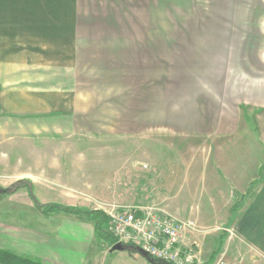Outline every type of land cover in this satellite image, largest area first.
I'll return each mask as SVG.
<instances>
[{"label":"rangeland","instance_id":"374dc122","mask_svg":"<svg viewBox=\"0 0 264 264\" xmlns=\"http://www.w3.org/2000/svg\"><path fill=\"white\" fill-rule=\"evenodd\" d=\"M148 1L112 2L120 16L128 15L129 26L167 31L166 50L135 61L145 67H135L133 75L122 68L121 76H101L96 64L102 63L93 60L81 69L85 83L7 85L17 91V102L34 110L12 106L0 113V188L20 181L30 188L32 178L56 192L76 188L82 203L108 215L136 209L143 216L193 221L195 228L183 243L196 249L201 263L253 264L255 257L264 264L248 247L237 253L236 223L221 224L228 223L227 210L236 197L232 187L229 197L223 194L217 176L220 142L233 135L251 139L246 127L257 137L262 134L257 141L263 142L264 156V103L239 101L244 96L236 92L239 84L256 83L251 78L264 83V17L258 19L264 0ZM149 14L151 19L145 17ZM126 21L119 18L112 26L126 27ZM113 64L105 61V72L110 74ZM38 97L65 107L71 103L73 112L50 116L34 108ZM234 99L240 109L231 103ZM237 113L244 117L239 132H222L219 127L229 116L237 119ZM209 189L213 196L204 193ZM211 201L216 202L212 211ZM221 235L230 239L232 257L221 249L210 262ZM102 244L104 251L112 250Z\"/></svg>","mask_w":264,"mask_h":264},{"label":"crops","instance_id":"0c3cea01","mask_svg":"<svg viewBox=\"0 0 264 264\" xmlns=\"http://www.w3.org/2000/svg\"><path fill=\"white\" fill-rule=\"evenodd\" d=\"M114 1L118 0H0V113L12 106H17L19 111L34 110L32 105L17 102L14 96L17 91L8 89L7 85L85 83L86 75L81 69L93 60L102 63L96 64L103 70L101 76H121L122 68L127 72L130 69L129 75H133L135 67H145L144 63L136 65L135 61L144 62L150 52L166 50V29L129 26L128 15L123 12V17L120 16L118 9L112 7ZM152 3L161 4V1H148L149 5ZM145 17L151 19L150 14ZM263 17L261 14L258 19ZM119 18L125 19L126 27L112 26ZM105 61L116 62L110 74L104 70L108 68ZM96 73L100 75L99 70ZM56 76L69 79H48ZM251 79L256 83L237 87L238 95L244 97L231 102L236 108L241 103L237 104V100L264 103V83L259 78ZM37 103L39 106L33 105L36 110L48 111L53 117L69 116L73 112L71 103L65 107L60 101H52L55 103L52 105L39 97ZM236 116L235 120L233 116L225 120L224 126L232 128L219 127L222 132H239L240 119L244 117L239 119V113ZM248 128L244 132H249L251 139L243 135L224 137L222 141L217 138L223 148L217 161L221 169L217 176L223 182L221 191L229 197L232 187L236 197L227 210L228 223L221 224H237L240 239L233 244L239 249L237 253L248 247V252L264 258V156L260 150L263 142L257 141L263 136L257 137ZM30 185L31 188H20L0 198V264H28L23 260L26 258L41 264H153L140 253L129 250L104 251L94 222L85 216L62 211L46 214L41 210L40 205L50 204L89 208L75 194L76 188L74 192L72 187L66 192H56L48 185L47 188L38 185L32 178ZM210 190L204 193L213 196ZM211 204V211L215 210L216 202ZM237 212L239 219L235 218ZM223 236L219 237V243ZM229 240L223 237L222 249L232 257ZM256 260L254 257L250 262L257 264Z\"/></svg>","mask_w":264,"mask_h":264},{"label":"built area","instance_id":"2783aa9c","mask_svg":"<svg viewBox=\"0 0 264 264\" xmlns=\"http://www.w3.org/2000/svg\"><path fill=\"white\" fill-rule=\"evenodd\" d=\"M110 231L123 244H134L151 257L170 264H204L192 246L184 245L188 232L195 228L193 221L170 215H141L136 209L109 214ZM210 264V263H206ZM212 264H226L218 259Z\"/></svg>","mask_w":264,"mask_h":264},{"label":"trees","instance_id":"16d2710c","mask_svg":"<svg viewBox=\"0 0 264 264\" xmlns=\"http://www.w3.org/2000/svg\"><path fill=\"white\" fill-rule=\"evenodd\" d=\"M23 187H28L23 181L18 182L17 184L12 185L11 187H1L0 188V198H2L4 195L11 193L14 190H18ZM31 188V187H30ZM40 208L43 212L46 214L52 213V212H66L71 214H77L85 216L88 220L94 222L95 225V231L98 236L103 242L107 243L111 248L118 243V239L114 236V234L109 229L110 224V216L100 210V209H89L85 207H71V206H65L60 204H50L46 206L40 205ZM220 240L218 249L213 252L212 257L210 259V262H213L214 258L219 255L222 249L223 245V237ZM129 246V251L134 253H139V247L134 244H125ZM15 256V255H13ZM151 263L153 264H170L166 261L153 258L151 256L146 257ZM28 264H41L40 262L31 260V259H23Z\"/></svg>","mask_w":264,"mask_h":264},{"label":"water","instance_id":"95a60500","mask_svg":"<svg viewBox=\"0 0 264 264\" xmlns=\"http://www.w3.org/2000/svg\"><path fill=\"white\" fill-rule=\"evenodd\" d=\"M129 249V246L128 245H125L121 242H118L116 245H114L112 247V251H115V250H128ZM139 253L145 257H148L150 256L148 253H146L144 250H142L141 248H139Z\"/></svg>","mask_w":264,"mask_h":264}]
</instances>
